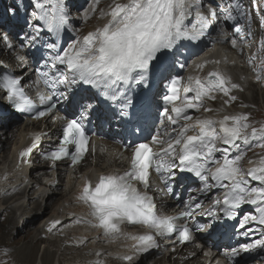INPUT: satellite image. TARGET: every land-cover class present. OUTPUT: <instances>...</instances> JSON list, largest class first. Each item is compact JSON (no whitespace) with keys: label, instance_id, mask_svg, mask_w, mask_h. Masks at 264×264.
<instances>
[{"label":"snow or ice","instance_id":"1","mask_svg":"<svg viewBox=\"0 0 264 264\" xmlns=\"http://www.w3.org/2000/svg\"><path fill=\"white\" fill-rule=\"evenodd\" d=\"M99 3L92 0L84 16L76 19H90L89 13L95 16ZM32 5L31 17L38 23H29L28 27L35 34H26L22 39L34 43L45 30L57 38L67 32L78 33L69 0H32ZM238 15L246 17L251 35V16L244 12L240 0H229L227 7L205 5L203 0H111L106 9L99 10L98 18L105 21L102 25L83 36L76 34L67 46L57 42L46 45L50 50L44 61L47 71L39 75L47 93L37 92L34 100L25 93L24 75L0 74V89L17 109L34 112L35 119L49 117L53 123L62 122L59 143L41 153L43 159H69L70 166L83 161L92 139L89 126L93 117L97 122L117 121L132 131L131 139L123 145L128 166L123 171L101 172L95 180L85 177L77 197L91 217L84 222L99 229L103 237L136 241L131 246L132 253L120 257L130 264L137 254L158 247V237L175 234L181 243L191 240L192 227L186 221L195 214L194 209L202 207L199 198L192 196L185 211L178 215H158L150 195L153 173L166 186L178 172L193 173L202 185L198 192L204 196L212 189L222 190V195L213 198L212 206L202 213L214 220L220 219L217 209L232 219L242 205L254 206L256 214H245L239 228L246 229L242 233L245 236L259 232L260 238L232 248L230 255L235 258L242 253L264 251V154L248 161L252 167L242 165L253 147L264 149V122L257 126L248 113L225 114L218 119L194 117L190 110L214 111L205 101L215 100V93L228 97L225 105L235 101L232 91L242 90L241 86L218 70L203 77L175 73L177 65L185 67L179 60L185 42L199 41L217 20L236 21ZM259 26L264 29V17ZM242 32V26H235L233 47H237L238 40L244 41ZM225 36L221 30V42ZM259 45L258 51H264V38ZM255 59L251 56L249 62ZM261 65L254 70L264 72V56ZM196 67L202 70L205 64ZM156 84L163 86V92L152 97L155 130L149 131L148 94ZM61 112L64 114L58 115ZM42 135L48 133L36 134L32 143L19 152L21 165L29 163ZM253 223L259 228L247 227ZM57 224L59 221H54L49 231ZM125 225L142 226L147 231L125 233ZM200 228L196 226V230Z\"/></svg>","mask_w":264,"mask_h":264},{"label":"bare ground","instance_id":"2","mask_svg":"<svg viewBox=\"0 0 264 264\" xmlns=\"http://www.w3.org/2000/svg\"><path fill=\"white\" fill-rule=\"evenodd\" d=\"M74 5H76V2H74ZM75 7L77 8V6ZM234 15H237V14H234ZM236 22H241V23L245 22V17L238 16V19L235 21V23ZM240 25L243 28V32H245L247 30V22L245 24H240ZM233 95L236 96L235 93ZM240 99L246 101L244 94L239 95L236 100H240ZM6 130H7V126L5 124L0 125V152L1 150L7 149L9 147L7 142L12 139L13 134L7 132ZM7 162L8 161H5V159H3L2 164L4 165ZM0 165H1V162H0ZM20 177H21V174H14L13 176L15 180L14 182H21ZM42 177H39V178H42ZM19 187L21 186L19 185ZM12 189L14 188H11L9 190H12ZM44 191L45 192H40V193L33 192V194H31V197L33 198L32 205H34V207L28 210L27 212L29 214L32 212H35L34 215L32 216V217H35V215H37L36 212L40 210H44L42 214H47L48 210L52 209V207H59L58 212L54 210H52L53 214L51 212L52 216L56 219V221H59V224H57L56 228L53 231L54 238L44 237L45 242H47L49 239L52 242H58V245L53 244L54 246L57 247V249L55 250V254L60 255L61 259H63V256L65 255L73 254L75 258H73L72 255L69 257V260L72 261L73 264H86V263L87 264H98V262H100V264H105V263L106 264H122V259L117 257V252H120V251L124 252V249L127 248L129 244H132L134 240L129 241L125 237H120L117 239H111L106 247H101L96 237L87 238L86 236H82L76 231L69 230L70 227L67 226V223H62L64 220L62 221L61 219L68 218V220H73L74 218H81L84 213L83 208L75 207L72 204V201L65 197L59 198L57 200L53 199L54 193H55V190L53 189V187L44 189ZM45 197L48 203L44 205V208H41L42 202L44 201ZM5 202L6 200L4 201V205H5ZM67 202H69L68 206L66 205ZM63 210L67 211V213L59 214V211H63ZM5 211H8V209H5ZM10 220L12 219L10 218ZM78 229L85 230L86 227L78 226ZM35 231L37 232L39 231V229H36ZM133 232L134 231H132V233L130 232H126V233L133 234ZM68 247H70L69 252H65L67 251ZM118 247H121V250H119ZM97 252H99L100 255H96ZM104 253H107V255L104 256ZM191 253L192 251L190 252L184 251V252H180L179 255L189 258L191 256ZM157 256H158L157 254L152 255L150 259H153V258L155 259ZM45 260H46V257H45ZM161 260L162 261L160 264H168V262L170 261L169 258H162ZM142 262L143 260L140 263ZM191 262L194 264H197L195 263V260H191Z\"/></svg>","mask_w":264,"mask_h":264},{"label":"rangeland","instance_id":"3","mask_svg":"<svg viewBox=\"0 0 264 264\" xmlns=\"http://www.w3.org/2000/svg\"><path fill=\"white\" fill-rule=\"evenodd\" d=\"M255 1H259L264 4V0H255ZM244 4L246 6V3ZM263 8H264V5H263ZM7 9H10V6L8 5V3H7ZM258 15L259 17H262L261 13ZM250 16H251V19L253 20L252 26H254L256 22L257 23L259 22L258 17L255 19L253 18L252 14H250ZM98 20L99 18H97L94 25L84 26L80 34L84 31L89 30V28H94V26L98 24ZM252 65L255 66V69L262 66L261 63L258 61V59H255ZM257 73L259 74L258 78L263 79L264 72L257 71ZM262 104L263 103L259 102L255 106L259 107ZM252 111H254V108L250 110V112ZM9 150H10V145L7 149L1 150L0 161H3V159L9 155ZM248 161L249 160H246V162L244 163V159H243L242 161L243 167L246 164H248ZM4 165L2 164L0 169ZM42 208L44 207L42 206ZM43 212L44 210H40L36 212V214H39L41 216V215H44L42 214ZM44 216H45L44 219L37 220L31 225L26 224L23 231L15 232L16 220L14 219L10 220V218H12L11 214H9L8 212H5L0 215V264H36L38 260H40L42 264H52L55 260L59 259L60 255H55V251H53L52 252L53 256L51 257V259H48V257L46 256V260H45L44 254L46 253L47 250H51L49 246L46 243H42V242H37L36 244H33L31 241V233L39 226H43L45 222L51 217V209L48 210V213L45 214ZM29 252L32 253V258L28 261L25 257H26V254ZM71 255L73 258H75L73 254ZM62 264H72V263L70 262L69 259L65 258L62 261ZM156 264H159V262H156Z\"/></svg>","mask_w":264,"mask_h":264}]
</instances>
